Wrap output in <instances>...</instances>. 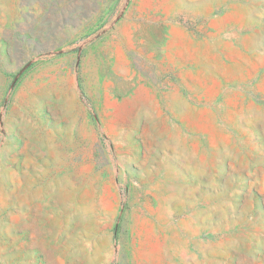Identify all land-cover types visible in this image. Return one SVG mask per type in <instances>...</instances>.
<instances>
[{
	"label": "rangeland",
	"instance_id": "obj_1",
	"mask_svg": "<svg viewBox=\"0 0 264 264\" xmlns=\"http://www.w3.org/2000/svg\"><path fill=\"white\" fill-rule=\"evenodd\" d=\"M0 264H264V0H0Z\"/></svg>",
	"mask_w": 264,
	"mask_h": 264
}]
</instances>
